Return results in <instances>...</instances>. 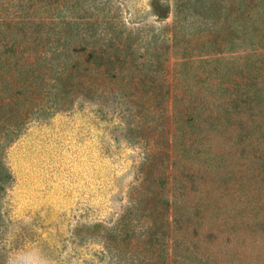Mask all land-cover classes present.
<instances>
[{"label": "trees", "instance_id": "trees-1", "mask_svg": "<svg viewBox=\"0 0 264 264\" xmlns=\"http://www.w3.org/2000/svg\"><path fill=\"white\" fill-rule=\"evenodd\" d=\"M254 1L196 0L192 8L173 0L168 37L150 49L82 0H17L0 19V151L48 84L58 110L75 97L104 103L118 94L132 98L134 115L152 117L137 185L104 227L102 264H264V132L238 118L256 110L251 122L261 121L264 84L255 96L252 82L208 83L188 95L170 64L244 50L249 23L238 14ZM191 17L198 25L189 32Z\"/></svg>", "mask_w": 264, "mask_h": 264}, {"label": "rangeland", "instance_id": "rangeland-1", "mask_svg": "<svg viewBox=\"0 0 264 264\" xmlns=\"http://www.w3.org/2000/svg\"><path fill=\"white\" fill-rule=\"evenodd\" d=\"M190 1L194 8L196 0ZM16 2L0 0V19L15 13ZM82 3L102 7L103 14L108 11L125 34L139 32L130 38L135 37L140 49L166 41L173 22V0ZM246 9L238 14L249 23L244 50L188 61L173 56L175 84L188 95L190 87L208 83L214 90L215 83L252 82L249 93L259 92L257 87L264 84V45L258 44L264 42V0ZM188 22L189 32L198 25L197 17ZM41 93L30 104L33 114L19 137L4 142L0 151V264H102L104 227L116 222L137 185L145 150L152 143L144 139L143 130L152 117L134 115L132 98L118 94L104 103L76 102L75 97L58 110L52 84ZM258 97L264 102V91ZM244 114L238 116L249 121L244 129L264 132V116L251 122L258 112Z\"/></svg>", "mask_w": 264, "mask_h": 264}]
</instances>
